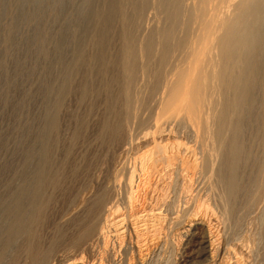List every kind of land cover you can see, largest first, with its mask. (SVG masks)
Masks as SVG:
<instances>
[{
    "label": "bare ground",
    "instance_id": "1",
    "mask_svg": "<svg viewBox=\"0 0 264 264\" xmlns=\"http://www.w3.org/2000/svg\"><path fill=\"white\" fill-rule=\"evenodd\" d=\"M0 264H264V0H0Z\"/></svg>",
    "mask_w": 264,
    "mask_h": 264
},
{
    "label": "rangeland",
    "instance_id": "2",
    "mask_svg": "<svg viewBox=\"0 0 264 264\" xmlns=\"http://www.w3.org/2000/svg\"><path fill=\"white\" fill-rule=\"evenodd\" d=\"M8 122H10V121H8L7 119L4 120L5 126L7 125ZM110 163H111V160H110V158H108V159L105 161V163L103 164L104 168L106 169V168L110 165ZM107 164H108V165H107ZM106 165H107V166H106Z\"/></svg>",
    "mask_w": 264,
    "mask_h": 264
}]
</instances>
